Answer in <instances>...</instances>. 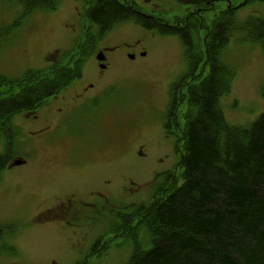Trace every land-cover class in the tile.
Wrapping results in <instances>:
<instances>
[{
    "label": "rangeland",
    "instance_id": "374dc122",
    "mask_svg": "<svg viewBox=\"0 0 264 264\" xmlns=\"http://www.w3.org/2000/svg\"><path fill=\"white\" fill-rule=\"evenodd\" d=\"M132 2L142 12L169 24L181 26L187 22L195 28L193 36L201 47L203 59L199 68L184 80L188 82L184 87L186 97L210 69L205 62V41L214 22L227 10V3L238 6L235 10L238 21L264 16V0L240 6L242 0H221L201 6H187L177 0ZM90 5L91 0H85L84 5L79 0H58L54 9L25 15L17 0H0V30L5 33L0 40V77L15 78L28 69L44 68L50 64V56L54 59L55 55L60 56V51L71 48L76 51L82 41L91 54L83 63L81 77L58 93L56 99L44 100L37 118L21 120L15 116L21 132L19 152L27 163L3 172L0 177V222L14 220L19 227L0 241V264H77L82 258L95 231L86 240L81 238L82 229L66 223L41 226L23 224L25 221L20 218L42 191L83 190L88 178L74 169L84 162H96L102 179L108 177L110 183L96 186L115 205H122L128 199L151 197L154 188L151 182L158 173L175 174L176 182L164 197L183 181L184 126L189 116L186 109L182 118L184 105L178 111L180 131L173 129L174 133L167 134L164 128L169 92L189 73L180 38L145 29L129 20L99 41L91 42L95 27L86 18ZM13 24L16 26L5 28ZM104 50L106 68L99 73L95 54ZM221 59L235 70V76L230 90L219 97V107L229 123L249 125L264 112V51L259 42L249 41L241 31H236ZM89 83L101 89L99 100L92 109L87 108L65 124L64 115L69 112L65 105L76 99L75 94ZM17 91L14 86L11 93ZM2 92L4 85H0V95ZM51 103L53 109L60 111L50 114ZM35 130L39 131L29 132ZM4 150L5 144L0 140V153ZM68 154L66 160L61 158ZM50 158L54 168L60 169L52 176ZM161 181V177L157 179ZM124 185L128 190H124ZM134 233L143 248L149 247L150 235L145 228H135ZM134 249V243L117 237L104 255L91 256L86 263L78 264H127Z\"/></svg>",
    "mask_w": 264,
    "mask_h": 264
},
{
    "label": "trees",
    "instance_id": "16d2710c",
    "mask_svg": "<svg viewBox=\"0 0 264 264\" xmlns=\"http://www.w3.org/2000/svg\"><path fill=\"white\" fill-rule=\"evenodd\" d=\"M17 1L25 15L54 9L57 3ZM177 1L201 6L218 0ZM86 14L97 28V39L132 20L145 29L177 35L190 72L202 61V50L193 36L195 28L187 22L181 26L167 24L120 0H91ZM236 31L259 42L264 51V18L240 23L235 11L227 9L214 22L205 41L208 74L187 97L186 91L172 96L171 104L184 103L189 111L184 127V181L167 196L153 200L145 211L141 209L142 216L134 214L133 230L126 235L135 249L127 264H264V112L249 126H237L226 121L218 102L230 90L235 75L221 55ZM4 36L0 30V40ZM75 50L61 53L60 60L45 68L28 69L15 78L0 77V85L5 86L0 95V137L6 143L4 153L0 154V167L18 143L13 116L35 109L81 76L90 49L83 44ZM14 86L18 91L11 93ZM135 228L148 231L149 247H142Z\"/></svg>",
    "mask_w": 264,
    "mask_h": 264
},
{
    "label": "flooded vegetation",
    "instance_id": "af4514ba",
    "mask_svg": "<svg viewBox=\"0 0 264 264\" xmlns=\"http://www.w3.org/2000/svg\"><path fill=\"white\" fill-rule=\"evenodd\" d=\"M95 91L93 83L83 85L80 92L75 94V97L77 98L65 105L66 109H69V112L64 115V118H69L70 115L78 110L87 107L95 96ZM57 97L58 94L52 95L53 99H56ZM38 109L35 108L34 110L23 111L19 115H22L27 119H35L37 118L36 114ZM58 111H60V108L53 109V103H51L50 114ZM171 126L172 122L169 121L165 125V129H169ZM38 131L39 130L29 132ZM55 156L56 155L54 154L53 158H55ZM69 156L70 155L68 154L61 158L66 160ZM51 160L52 159L50 158V176L54 175V173L56 175L60 172V169L54 168V163H52ZM9 164L10 163L3 164V167H0V173L1 171L5 172L14 168V166ZM96 166V162H84L79 168L74 169L88 178L83 190L69 189L64 191H50V193L42 191L35 197L34 205H32V202L27 205V214L20 218L25 221L23 224L29 222L35 225V220L44 223L48 220H50V223L63 222L70 226L82 229L81 238L86 240L89 238V235L95 231V236L90 239L88 247L85 250L87 253L83 255V258L85 257L83 261H86L93 251H97V249L101 247L104 230L111 228L116 229L119 225L122 226L123 231L125 229H131L135 207L139 204L147 203L148 200V198L143 197L137 200L128 199L122 205H115L110 201L105 191L96 186L98 183H110L108 177L102 179V174ZM108 176L113 175L110 174ZM124 190H128L126 185H124ZM125 194H127L126 191ZM15 200L19 201L17 199ZM46 213H49L50 215L47 217L45 215ZM28 218L29 220L27 221ZM15 223L14 220L0 222V231H2L0 232L1 242L4 241L6 234H10L11 231L15 232L19 229L16 225L17 223ZM44 223L38 225H50V223ZM78 245L80 246L81 244L78 243ZM96 255L97 253L94 256ZM79 261L80 259L77 261V264Z\"/></svg>",
    "mask_w": 264,
    "mask_h": 264
},
{
    "label": "water",
    "instance_id": "95a60500",
    "mask_svg": "<svg viewBox=\"0 0 264 264\" xmlns=\"http://www.w3.org/2000/svg\"><path fill=\"white\" fill-rule=\"evenodd\" d=\"M96 57L98 60H104V58H105L102 52L98 53ZM130 57L132 58L133 56L131 55ZM101 67L103 68L104 65H101ZM22 162H23V160L18 159V160L14 161V164H21Z\"/></svg>",
    "mask_w": 264,
    "mask_h": 264
}]
</instances>
